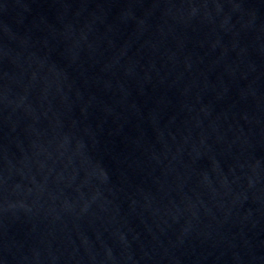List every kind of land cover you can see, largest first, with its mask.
I'll return each instance as SVG.
<instances>
[{
  "label": "water",
  "instance_id": "1",
  "mask_svg": "<svg viewBox=\"0 0 264 264\" xmlns=\"http://www.w3.org/2000/svg\"><path fill=\"white\" fill-rule=\"evenodd\" d=\"M0 264H264V0H0Z\"/></svg>",
  "mask_w": 264,
  "mask_h": 264
}]
</instances>
